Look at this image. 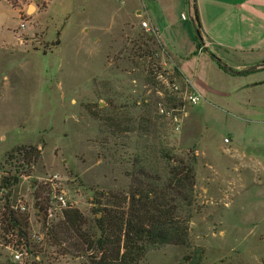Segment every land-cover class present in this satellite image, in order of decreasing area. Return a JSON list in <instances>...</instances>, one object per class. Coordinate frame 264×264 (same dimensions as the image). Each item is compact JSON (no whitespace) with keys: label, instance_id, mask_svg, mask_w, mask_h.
<instances>
[{"label":"rangeland","instance_id":"1","mask_svg":"<svg viewBox=\"0 0 264 264\" xmlns=\"http://www.w3.org/2000/svg\"><path fill=\"white\" fill-rule=\"evenodd\" d=\"M26 2L34 9L27 6L25 27H18L15 3L4 1L9 7L0 21L16 35L0 33L6 43L0 44V182L30 172L11 188L0 187V211L6 196L9 205L21 199L29 240L38 248L37 256L23 251L15 259L0 227V264H87L83 256H60L46 245L44 221L50 225L62 214L55 210L47 219L35 210L38 186L49 195L54 185L68 207L91 218L95 192L128 190L140 165L167 178L164 152L194 159L193 201L179 209L188 219V238L150 248L137 264H178L196 247L202 249L199 264H264V178L249 175L247 164L235 166L225 151L231 138L239 159L256 146L263 152L264 130L247 122L250 104L217 103L201 91L191 103L196 91L187 78L198 86L196 60L185 77L155 33L141 26L130 0ZM198 43L201 50L211 46L202 37ZM255 107L259 117L264 103ZM26 146L39 153L29 167L16 151Z\"/></svg>","mask_w":264,"mask_h":264},{"label":"trees","instance_id":"2","mask_svg":"<svg viewBox=\"0 0 264 264\" xmlns=\"http://www.w3.org/2000/svg\"><path fill=\"white\" fill-rule=\"evenodd\" d=\"M192 8L200 32L195 3ZM211 56L216 59L213 53ZM218 65L233 74L247 72L229 71L225 65L219 62ZM16 151L28 167L39 157L38 148L33 146ZM163 154L169 165L167 178L162 180L158 174L150 173L140 165L136 174L131 175L128 190L95 192L90 208L91 218L78 208L68 207L63 209L62 218L58 221L50 225L44 221L46 245L53 247L52 252L60 256H83L87 264H137L152 247L185 244L188 219L180 218L179 209L182 205H191L193 201L194 159L179 158L168 152ZM28 172L30 169L18 175L3 176L0 187L11 188L19 182L21 175ZM43 190L45 188L41 185L34 192L35 207L46 212L48 195L41 193ZM0 227L4 232L18 228L14 233L16 243L25 252L37 256L35 248L38 245L29 240V214L13 210L8 196L0 211ZM201 257L202 249L196 247L185 254L178 264H199Z\"/></svg>","mask_w":264,"mask_h":264},{"label":"crops","instance_id":"3","mask_svg":"<svg viewBox=\"0 0 264 264\" xmlns=\"http://www.w3.org/2000/svg\"><path fill=\"white\" fill-rule=\"evenodd\" d=\"M193 3L198 12L200 36L211 45L209 50L198 48L199 39L190 21ZM130 4L140 20L148 21L155 29L163 51L185 77L188 64L196 60L198 86L194 80L187 78L194 85L196 93L204 92L217 103L224 98L230 103L233 101L234 105L241 100L247 101L253 108L247 122L253 129L262 127L264 130V111L258 117L260 111L255 107V103H264V67L246 70L251 66L249 61H264V0H130ZM8 7L0 0V21ZM10 9L15 10L13 7ZM182 13L186 14V18L181 17ZM0 28V33L5 34L6 31L16 38L15 28L12 29L6 22H1ZM4 41L1 38L0 44L5 45ZM211 53L226 61L233 71L247 72L233 74L225 71ZM227 142L232 144L225 151L235 166L247 164V168L253 172L249 175L264 178L262 147L258 149L256 146L255 153L248 155V158L242 154L239 159L240 149L236 141L230 138Z\"/></svg>","mask_w":264,"mask_h":264},{"label":"built area","instance_id":"4","mask_svg":"<svg viewBox=\"0 0 264 264\" xmlns=\"http://www.w3.org/2000/svg\"><path fill=\"white\" fill-rule=\"evenodd\" d=\"M3 1L9 2V3H15L14 8L15 9L17 8L18 15H19L18 27H20V28L25 27V25L27 23V19L25 16L28 15L26 13V8L29 5V3L28 2L21 3V0H3ZM181 17L186 18V14L182 13ZM140 24L142 27H144L150 33H155V29L150 25V23L148 21L142 20ZM200 97H201V95L199 93H196V92H194L188 96L189 101L191 103H196L200 99ZM225 140L227 141V139H225ZM53 186L51 187L52 193H50L48 195V200H47V205H46L47 208H46L45 216L47 219L51 218L55 215V210L59 211V213L62 214L63 209L68 207L67 199L65 198V196L62 193L57 192L55 190V187H53ZM10 207L16 211L28 213L27 206L25 205V203L21 199H18L17 202L14 203L13 205H10ZM17 230H18V228H16L15 230H9L8 231V234H6L7 237L5 239L4 245H6V247L9 248L14 253L15 259H20L23 255L24 249L22 247H19L20 245H18L16 243V236L14 233H16Z\"/></svg>","mask_w":264,"mask_h":264},{"label":"water","instance_id":"5","mask_svg":"<svg viewBox=\"0 0 264 264\" xmlns=\"http://www.w3.org/2000/svg\"><path fill=\"white\" fill-rule=\"evenodd\" d=\"M33 9H34V6H33L32 4L28 5V9H27L28 12H31ZM190 21H191V23H192V26H193V29H194V31H195V34L197 35V38L200 40V38H201V37H200V32H199V30H198V27H197V25H196V22H195V20H194L193 15L190 16ZM216 61L219 62V63H221V64H223V65H225V66L228 68L229 71H233V69L230 68V67H228V66L225 64V62L222 61L220 58H217V57H216ZM263 67H264V63H259V64H256V65H251V66L248 67L246 70H255V69L263 68ZM36 210L38 211V209H36ZM41 217H42V216H41ZM42 219H43V217H42Z\"/></svg>","mask_w":264,"mask_h":264}]
</instances>
